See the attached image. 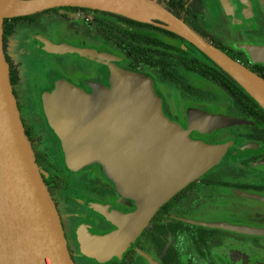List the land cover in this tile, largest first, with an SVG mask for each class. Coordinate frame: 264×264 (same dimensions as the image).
Here are the masks:
<instances>
[{
    "label": "flooded vegetation",
    "instance_id": "obj_1",
    "mask_svg": "<svg viewBox=\"0 0 264 264\" xmlns=\"http://www.w3.org/2000/svg\"><path fill=\"white\" fill-rule=\"evenodd\" d=\"M154 1L264 78V64L253 62L244 48L264 44V0ZM60 8L81 14L84 27L80 34L66 24V14ZM21 17L4 26L3 50L19 116L74 264H80L76 254L82 264H264V232L250 231H264V117L251 100L262 109L258 103L200 50L163 27L159 19L143 22L81 7L52 8ZM43 40L94 48L116 59L98 61L77 53L48 52ZM111 62L149 75L163 112L184 128L188 126L189 107L243 118L251 124L208 133L193 130L190 136L194 139L234 143L219 164L156 212L120 258L100 263L80 252L79 230L107 233L116 226L94 206L128 213L136 208L135 202L116 190L100 165L78 171L66 167L60 141L43 111L42 94L51 91L59 78L88 93L92 92L88 80L109 86ZM191 91L196 95L189 94ZM202 92L218 99L206 100L199 96ZM217 222L231 228L208 225Z\"/></svg>",
    "mask_w": 264,
    "mask_h": 264
},
{
    "label": "water",
    "instance_id": "obj_2",
    "mask_svg": "<svg viewBox=\"0 0 264 264\" xmlns=\"http://www.w3.org/2000/svg\"><path fill=\"white\" fill-rule=\"evenodd\" d=\"M59 7L107 11L138 21L153 18L183 37L232 77L264 111V78L202 38L154 0H0V264H74L55 204L40 174L19 116L3 50L6 18L29 16ZM140 7L148 13L125 11ZM48 52L77 53L102 61L112 54L66 42L43 40ZM253 62L264 64V44L245 45ZM109 86L88 80V93L65 78L42 94L47 122L60 141L71 171L92 164L124 197L135 202L128 213L94 208L116 228L94 234L79 230L80 252L100 263L120 258L156 212L178 191L220 163L233 141L209 143L190 136L231 125L251 124L243 118L189 107L188 126L162 109L153 79L109 63ZM210 226L231 228L227 223ZM261 233L263 230L252 229Z\"/></svg>",
    "mask_w": 264,
    "mask_h": 264
},
{
    "label": "rangeland",
    "instance_id": "obj_3",
    "mask_svg": "<svg viewBox=\"0 0 264 264\" xmlns=\"http://www.w3.org/2000/svg\"><path fill=\"white\" fill-rule=\"evenodd\" d=\"M60 10V12L62 13V14H66V17H67V19H66V24H68L69 26H71L72 27V30H73V32L74 33H79L80 34V30H83V25L81 24V14L80 13H78V12H76V11H72V10H70V9H68V8H60L59 9ZM85 15V16H84ZM82 16L83 17H86V18H90L91 17V14L90 13H86V14H83L82 13ZM77 31V32H76ZM71 34H73L72 33V31H71ZM17 35H19V33H17ZM20 36V35H19ZM17 37V36H16ZM19 38V37H18ZM16 40H17V38H16ZM247 45H249V44H247ZM74 60V59H73ZM181 76H184V77H182V80H184V81H187V79L185 78V75L184 74H182L183 72L182 71H179L178 72ZM176 74H177V71H176ZM182 84H184V85H186V84H189V83H182ZM189 94H191V95H193V96H195L196 94H194V92L193 91H191ZM199 96L200 97H205V99L206 100H209V99H211V98H216V99H218L217 97H214V94H211V93H205V92H202V93H200L199 94ZM76 259L78 260V262H80V264H82L83 262H82V260H81V256H79V255H77L76 254ZM85 264V263H84Z\"/></svg>",
    "mask_w": 264,
    "mask_h": 264
},
{
    "label": "trees",
    "instance_id": "obj_4",
    "mask_svg": "<svg viewBox=\"0 0 264 264\" xmlns=\"http://www.w3.org/2000/svg\"><path fill=\"white\" fill-rule=\"evenodd\" d=\"M20 18H23V17H14V18H6V19H4V22H3V29H4V26H8L9 24V22H12V21H17V20H19ZM12 31V30H11ZM190 46H192L193 47V45H191V44H189ZM191 62V61H190ZM193 62V61H192ZM244 93V92H243ZM250 98V97H249ZM251 100V99H250ZM252 101V103H253V106L255 107V109H258V111H260L261 112V114H262V116L264 117V111L262 110V109H260L257 105H256V103L253 101V100H251Z\"/></svg>",
    "mask_w": 264,
    "mask_h": 264
},
{
    "label": "bare ground",
    "instance_id": "obj_5",
    "mask_svg": "<svg viewBox=\"0 0 264 264\" xmlns=\"http://www.w3.org/2000/svg\"><path fill=\"white\" fill-rule=\"evenodd\" d=\"M128 13L135 14V15H146L148 12L145 9L140 7H128L124 9Z\"/></svg>",
    "mask_w": 264,
    "mask_h": 264
}]
</instances>
